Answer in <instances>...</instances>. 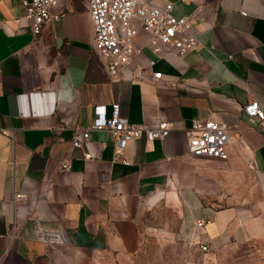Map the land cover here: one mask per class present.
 <instances>
[{"label": "crops", "instance_id": "1", "mask_svg": "<svg viewBox=\"0 0 264 264\" xmlns=\"http://www.w3.org/2000/svg\"><path fill=\"white\" fill-rule=\"evenodd\" d=\"M172 1L176 15H191L197 44L156 53L140 30L142 53L120 82L94 48L88 0H61L38 34L22 0L0 1V264H136L159 208L175 212V227L161 229L190 243L198 264L222 263L243 245L264 251V133L242 108L256 99L264 109V0ZM114 100L130 121L165 119L170 132L133 138L119 155L105 128L72 145L74 128L109 115ZM193 117L228 126L227 158L190 153ZM62 157L70 170L59 169ZM36 218L65 241L37 239Z\"/></svg>", "mask_w": 264, "mask_h": 264}, {"label": "built area", "instance_id": "2", "mask_svg": "<svg viewBox=\"0 0 264 264\" xmlns=\"http://www.w3.org/2000/svg\"><path fill=\"white\" fill-rule=\"evenodd\" d=\"M1 1V0H0ZM61 0H22L24 16L30 21L34 34L41 31L43 24L53 14L51 8ZM175 2L166 0L162 5L152 0H88V12L94 27V48L108 59L107 70L113 81L120 82L123 71L130 69L134 54L142 53V46L134 40L140 30L148 31L149 45L156 53L161 52V45H166L178 55H184L197 44V35L193 30L191 15L174 13ZM155 59L149 58L147 68L151 69ZM136 78H144L142 68L132 70ZM160 69L153 70L151 78L161 79ZM250 119H255L258 129L264 133V109L256 99H250L242 106ZM93 123L84 128L75 127L71 138L74 146L85 145L89 139V129L105 128L109 131L116 154L122 151L129 140L144 135L147 139L165 138L172 128L171 121L154 119L149 122H133L121 113L120 103L114 100L110 103L109 115L99 113ZM70 119L61 117L60 124L67 126ZM188 149L195 155L218 157L228 156L227 143L229 128L225 123L215 119L193 117L186 129ZM90 151L85 157H91ZM127 162V161H126ZM71 163L67 157H62L59 164L61 171H68ZM20 192L15 198L21 197ZM211 220H197L196 225L202 226ZM34 236L46 244L63 243L65 237L58 229L43 227L39 220H33ZM15 235V234H13ZM202 250L207 249L206 243H199Z\"/></svg>", "mask_w": 264, "mask_h": 264}, {"label": "rangeland", "instance_id": "3", "mask_svg": "<svg viewBox=\"0 0 264 264\" xmlns=\"http://www.w3.org/2000/svg\"><path fill=\"white\" fill-rule=\"evenodd\" d=\"M146 223L149 228L136 264H198L199 255L190 243L161 229L166 224L175 227V212L159 208L148 215ZM219 264H264V251L259 244L243 245L227 253Z\"/></svg>", "mask_w": 264, "mask_h": 264}]
</instances>
